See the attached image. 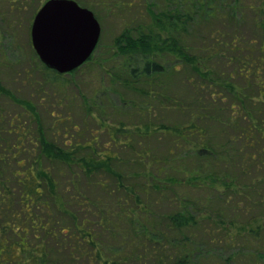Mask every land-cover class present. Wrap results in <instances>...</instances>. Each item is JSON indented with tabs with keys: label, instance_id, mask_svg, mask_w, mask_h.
Listing matches in <instances>:
<instances>
[{
	"label": "trees",
	"instance_id": "16d2710c",
	"mask_svg": "<svg viewBox=\"0 0 264 264\" xmlns=\"http://www.w3.org/2000/svg\"><path fill=\"white\" fill-rule=\"evenodd\" d=\"M167 1L114 40L112 82L145 103H124L133 125L100 115L102 145H63L0 78V97L29 114L0 110V264H264V0ZM34 54L60 84L81 67L61 74ZM180 72L188 99L168 92ZM156 100L188 119L155 117ZM238 192L244 203H228Z\"/></svg>",
	"mask_w": 264,
	"mask_h": 264
},
{
	"label": "rangeland",
	"instance_id": "374dc122",
	"mask_svg": "<svg viewBox=\"0 0 264 264\" xmlns=\"http://www.w3.org/2000/svg\"><path fill=\"white\" fill-rule=\"evenodd\" d=\"M46 1L0 0V78L2 84L17 98L28 100L35 105L50 135L63 145L76 141L84 142L94 135L98 137L102 145V142H107L109 137L100 127L101 120L98 119L100 115L107 120L108 125L116 124L118 121L133 125L137 121L135 113L137 107H131V104L126 107L124 103L133 101L134 105L139 108L145 103L143 98L119 85V82H112V74L118 71L119 62L123 60L119 55H113L114 40L131 24L137 23L140 19L144 21L150 19L146 7L151 1L155 3L154 9L156 10L164 9L169 3L167 0H84L94 7L90 9L94 11L100 22L101 43L91 61L81 66L76 72L65 75L62 79L65 83L60 84L51 80L53 75L44 69L35 57L31 40L33 22L31 15L39 4L42 6ZM247 1L251 2V0ZM252 12L254 11L250 9L246 11V21L242 26L246 36L251 33ZM197 29L201 28L197 27ZM219 66L223 69L229 68L224 63H219ZM182 79V72L170 77L168 81L171 87L168 92L175 93L181 99H188L190 91L188 86L182 85ZM85 105L90 107L95 118L92 115H85L82 109ZM0 110L10 115H24L25 119L29 117V114L24 111L25 107L13 101L9 96L0 97ZM154 113L155 117L168 118L172 120L171 122H185L188 119L187 115L164 109L157 100L154 103ZM152 144L161 150L164 149L162 146L164 144L157 140ZM121 150L125 155L130 154L127 148ZM159 163L170 166L172 170L179 168L176 162ZM179 169V173L186 177L187 171ZM186 182H183L182 187ZM179 186L177 188H185ZM243 197L246 196L238 192L228 203H244L239 202ZM261 197L264 203V193ZM168 201L165 199L162 203ZM251 201L250 195L248 202ZM205 264H224V261L208 258Z\"/></svg>",
	"mask_w": 264,
	"mask_h": 264
},
{
	"label": "water",
	"instance_id": "95a60500",
	"mask_svg": "<svg viewBox=\"0 0 264 264\" xmlns=\"http://www.w3.org/2000/svg\"><path fill=\"white\" fill-rule=\"evenodd\" d=\"M101 37V25L93 10L76 0H47L31 25L32 45L48 68L61 74L83 65Z\"/></svg>",
	"mask_w": 264,
	"mask_h": 264
},
{
	"label": "flooded vegetation",
	"instance_id": "af4514ba",
	"mask_svg": "<svg viewBox=\"0 0 264 264\" xmlns=\"http://www.w3.org/2000/svg\"><path fill=\"white\" fill-rule=\"evenodd\" d=\"M95 49H96V48H95ZM94 51H95V50H94ZM93 53H94V52H93ZM93 53H92V54H93ZM91 56H92V55H91ZM91 56H90V57H91ZM41 62H42V61H41Z\"/></svg>",
	"mask_w": 264,
	"mask_h": 264
}]
</instances>
